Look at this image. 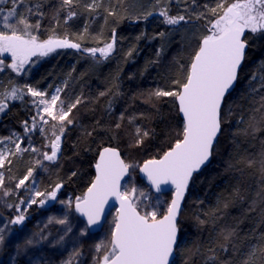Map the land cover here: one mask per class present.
<instances>
[{
    "label": "trees",
    "instance_id": "16d2710c",
    "mask_svg": "<svg viewBox=\"0 0 264 264\" xmlns=\"http://www.w3.org/2000/svg\"><path fill=\"white\" fill-rule=\"evenodd\" d=\"M91 2L74 0L70 10L77 15L65 23L69 7L62 0H18L15 22L22 16L33 26L39 21V29H32L40 41L68 38L81 48L58 49L42 57L25 78L9 72L0 75L2 84L13 80L6 93L12 88L22 93L16 100L6 96L7 107L0 118L12 122L23 134L24 123L31 128L34 117L27 87H43L49 80L66 78L62 100L69 105L79 98L80 103L70 114L78 127L68 130L57 161L43 163L39 173L43 192L61 184L72 198L83 197L100 149L116 148L125 163L126 155L137 157L142 165L161 157L182 138L175 97L152 96L149 100V96L156 89L180 90L173 81L184 82L191 58L207 35L206 28L217 18L209 9L220 0H99L101 6L95 12L86 8ZM232 2L235 0H225V6ZM37 3L41 4L42 16L35 8ZM12 8V0L0 4V10L8 12ZM107 10L115 15L109 16ZM164 10L186 19L167 25L160 15ZM243 38L247 41L244 61L234 91L224 98L221 131L210 163L193 176L185 196L171 264H244L254 247L253 264H264V173L259 163L264 153V32L246 33ZM113 42V52L105 60L85 51ZM102 92L105 95L101 96ZM129 117H135L132 124ZM253 124L258 130L253 131ZM136 126L149 133L139 146ZM37 130L25 135L34 142ZM8 160V181L28 174L31 153L14 154ZM249 161L254 162L252 166ZM30 209L28 215L38 211L36 205ZM69 221L85 228L72 210ZM229 230L234 235L226 243L224 234ZM15 231L12 228L11 232ZM225 244L227 251L221 247Z\"/></svg>",
    "mask_w": 264,
    "mask_h": 264
},
{
    "label": "snow or ice",
    "instance_id": "6c2138e0",
    "mask_svg": "<svg viewBox=\"0 0 264 264\" xmlns=\"http://www.w3.org/2000/svg\"><path fill=\"white\" fill-rule=\"evenodd\" d=\"M17 2L18 0H12V10L6 14H0V54L10 53L12 59L7 67L20 73L24 70V66L29 63L31 56L38 54L40 57H46L57 49L73 48L79 50L81 48L79 43H73L68 38L49 37L47 40L39 41L38 37L32 34L33 27L39 29V21L33 26L26 17L22 16L18 22H15ZM62 2L64 6L69 7L68 15L65 18V23H67V20L77 15L70 10L74 0H62ZM100 6L99 0H92L86 5V8L90 12H95ZM35 8L37 13L42 16L43 12L39 11L41 4L37 3ZM218 10L222 11V15L218 14ZM107 11L109 16L115 15L114 11ZM209 11L217 18L210 22V34L202 38L198 50L191 58L184 82L173 81V83H178L180 90L156 89L149 96V100L152 96L156 98L175 97L178 101L179 113L183 117V127L180 133L182 138H178L160 159L147 160L140 168V172L146 176L151 188L155 189L157 193L164 190L162 185L171 184L174 186L166 214L162 218H158L157 210L155 208L150 211L147 210L148 205L141 212L140 205L136 201L141 198L146 200L149 197L136 186H133L129 191L127 185H124V190L121 191L122 178L134 166L121 160L119 152L111 147H105L100 151L99 160L95 164L96 177L94 181L83 197H76L75 212L87 218V224L81 230V235H84L86 230L92 226L100 223L104 206L110 197H114L120 204L115 226L111 231L110 244L99 264H170V257L173 255L174 246L178 239V214L181 209V202L193 174L209 160L214 140L221 131L222 103L237 79L238 68L245 56L247 41L243 38L244 34L246 31L253 34L264 32V0H235L227 6H225V0H220L216 7L210 8ZM31 14L32 9H29V15ZM151 14L148 13L147 15ZM160 15L163 16L164 23L167 25H177L186 19L183 15L170 16L166 10L161 11ZM113 48L114 42L107 43L103 48H91L85 49V51L91 53L93 57L99 52L101 56L107 59ZM3 63L4 61L0 60V65ZM251 79L256 80V76L253 75ZM261 87H264V83L261 84ZM61 91L62 89L57 87L50 100H40V104L44 105L43 113L50 117L51 121L56 122L51 125V135L54 139H50L49 144L45 145V147H50L51 151L50 153L47 151L43 153V159L50 162L57 161L66 125L73 124L70 114L80 103L79 98H77L76 102L70 103L65 110L64 102L60 101V107L57 109ZM27 92L33 97L45 95L44 92L37 91L32 87H28ZM100 95L103 96L105 93L102 92ZM7 98L16 100L22 98V93L18 88H12L10 93H7ZM6 107V103L0 104V112H3ZM37 115L39 122H37L36 117H33L31 128L27 122L24 123L25 134L35 131L37 128L42 134L48 131L44 125H48L49 120L44 115H40L39 111ZM123 118L124 114L121 113V119ZM134 119L135 117H129V124H132ZM120 126L119 123L116 124L117 128ZM250 127L253 128V131L258 130L255 124ZM13 135L16 134L13 133ZM135 135L137 137L136 145L139 146L149 133L136 126ZM45 138L48 139L47 136ZM16 149L20 151L21 145L16 144ZM32 151L38 152L39 150L33 148ZM9 154L14 155V153ZM6 162L11 163L10 160H6L4 153L0 152V167H3ZM37 163L40 161L38 160ZM253 163V161L248 162L249 166H252ZM259 163L261 171L264 173V153H261ZM32 174L33 169L29 168L28 174L16 184V187L20 188L24 185ZM72 175H76V173H72ZM3 180L4 177L0 174V185L3 184ZM61 186V184H56L51 192L41 193L37 191L35 193L36 196L44 197V199L39 201L30 199L21 203L31 205L38 202L40 205H44L49 198L56 200L57 190ZM138 193L139 195H137ZM5 195L8 193L6 192ZM61 203L65 202L61 201ZM72 207V202L68 201L67 208L71 210ZM16 209L20 214L11 223L20 225L26 218L24 211L27 209L21 211L19 205L16 206ZM53 220L60 225H66L68 216L65 214L63 218H49L50 223ZM4 232L5 228H0V244L5 241ZM70 232H72V228L69 226L56 243H61ZM36 235L40 237L41 241L47 239L42 232ZM233 235V231H227L224 234L225 242L227 243ZM36 243L39 241L31 237L26 238L23 244L18 243L16 245V251L19 254L26 247ZM95 247L96 252L99 253L106 245L101 242ZM221 247L227 251L226 244ZM255 253L254 247L244 264H253L252 257L255 256Z\"/></svg>",
    "mask_w": 264,
    "mask_h": 264
},
{
    "label": "rangeland",
    "instance_id": "374dc122",
    "mask_svg": "<svg viewBox=\"0 0 264 264\" xmlns=\"http://www.w3.org/2000/svg\"><path fill=\"white\" fill-rule=\"evenodd\" d=\"M3 2L4 0H0V4H3ZM6 13L7 11L2 10L1 14ZM210 27L211 24L206 28L207 35L210 34ZM246 33L253 34L250 31H246L245 34ZM32 34L36 35L37 33L32 29ZM95 56H100L103 58V60H105V58L101 56L99 52H97ZM0 60L4 61V63L0 65V75L5 72H9L14 77L25 78V75H28V72L36 67V64L41 62L42 57L39 55L29 57V63L24 66V70H22L20 73L14 72L11 68L7 67V65L12 62L10 53L0 54ZM11 81L13 80L9 79L4 84H2L0 76V104H3L5 101L7 96L6 91ZM66 84L67 79L60 78L54 82L49 80L43 87H32L37 91L44 92L45 95L43 97H33L27 92L28 96L32 100L34 117H36L37 122H39V116L37 115L38 111L40 115H44L45 118L49 120V124L44 125L48 131L42 134L39 130H37V135L34 142L30 136H26L21 131L17 130L12 122L4 121L0 118V152L5 154L6 160L13 156L9 153H31V168L33 169L32 176L29 177L27 181H25L24 185H22L20 188H17L16 184L19 183L21 179L8 181V170L5 171L7 162L3 167H0V174H2L4 177L3 184L0 185V228H5V241L3 244H0V264H14V261H19V264H69V261L70 264H99V261L102 260L104 253L107 251V246L110 244L111 231L115 226L114 214L112 213L107 216L99 232L91 234L86 230L85 234L81 235V230L84 228H82V226L77 227L71 221H69V212L71 210L74 212V210L73 207L71 210L67 208L68 201H71L72 205L74 206L77 196L72 198V194L64 191L63 186L57 190V199L51 200L49 198L46 200L44 205H40L38 202L31 205L28 203H21L22 201H28L30 199H35L37 201L44 199V197L36 196L35 193L37 191L46 193L43 192L44 188H41L39 184V173L42 169L43 163L56 162H50L43 159V153L45 151L50 153L51 151L50 147H45V145L49 144L50 139H54V137L51 135V125L56 122L51 121V118L47 117L46 114L43 113L44 105L40 104V100H50L51 96L55 93L56 88H61L62 91L59 94L60 100L57 102V109H59L60 101H63L61 96L62 93H64L63 90L65 89ZM67 106L68 105L65 101V110ZM1 113L2 112H0V114ZM78 125L79 124H74V120L73 124L66 125L65 133L62 136L61 149L63 147L66 135L68 134V130L71 127H78ZM13 133L16 135H13ZM57 134L59 133L57 132ZM46 136L48 139L45 138ZM16 144L21 145L20 151H17ZM33 148H36L39 151L33 152ZM60 153L61 151L58 153V157L60 156ZM125 158L127 159L126 163L134 167L129 169L128 177L122 184L121 191L124 190V185H127L129 191L133 186H136L138 189L144 191L149 197V199L146 200L141 198L136 201L140 205V211L143 212L145 210V206L148 205L149 207L147 210L150 211L155 208L158 212V217L161 216L167 210L170 197L168 195H156L145 184H143V181L138 176V168L141 166L142 162L140 159L126 155ZM38 160L40 163H37ZM6 192L8 195H5ZM63 192H65V194H62ZM59 194H62V196ZM137 195H139V193ZM61 201H64L65 203L62 204ZM17 205L20 206L21 211L27 209L24 211L26 218L22 224L13 225L11 221L20 214L17 212ZM33 205H36L38 211L35 213V215H28L30 212H32L30 208ZM65 214L68 216V222L66 225H60L56 223L55 220H53L51 223L49 222L50 217L63 218ZM69 226L72 228V232L68 233L64 240L57 244L56 241L60 239V236L64 234V230ZM14 227L16 228L15 234L11 232L12 228ZM41 232L47 237V239L42 241L40 240V237L36 234ZM29 237L39 241V243L26 247L18 254L16 251V245L18 243L23 244L24 240ZM101 242H104L106 247L97 253L95 246Z\"/></svg>",
    "mask_w": 264,
    "mask_h": 264
},
{
    "label": "water",
    "instance_id": "95a60500",
    "mask_svg": "<svg viewBox=\"0 0 264 264\" xmlns=\"http://www.w3.org/2000/svg\"><path fill=\"white\" fill-rule=\"evenodd\" d=\"M62 49H73V48H62ZM246 49H247V47H246ZM57 50H58V49H57ZM74 50H77V49H74ZM197 50H198V49H197ZM245 52H246V50H245ZM37 55H38V54H37ZM243 60H244V59H243ZM242 63H243V61H242ZM242 63H241V65H242ZM241 65H240L239 68H238L237 75H238V72H239V70H240ZM236 80H237V79H236ZM236 80H235L233 86L230 88V90H229L228 93L226 94V96H227V95L233 90V88L235 87ZM226 96H225V97H226ZM175 101H176V105H177V108H178V114H179V117H180V119H181V121H182V123H183V117H182V114L179 113V105H178V101H177L176 99H175ZM223 101H224V100H223ZM222 105H223V103H222ZM219 134H220V132L218 133L217 138L214 140V145H215V143H216V141H217V139H218ZM214 145H213V146H214ZM106 147H108V146H106ZM104 148H105V147H104ZM111 148H112V147H111ZM115 149H116V148H115ZM102 150H103V148L99 150V152H98V154H97V157H96V160H95V163H94L93 166H92V170H93V178H92V181L90 182L88 188L91 186L92 182L94 181V179H95V177H96L95 164L98 162V160H99V154H100V151H102ZM116 150H117V151L119 152V154H120V151H119L118 149H116ZM161 157H162V156H161ZM161 157H159V158H157V159H160ZM120 159L123 160L122 157H121V154H120ZM210 160H211V156H210L209 160H208L204 165H202L201 168H200L198 171H196V172L193 174V176L196 175V174H198L200 171H202V169L205 168V167L210 163ZM123 161H124V160H123ZM144 163H145V162H144ZM144 163L138 168V176H139V178L143 181V183H144V184H145V185H146V186H147V187H148V188H149L154 194H156V195H168V196L170 197V200H169V203H170V201H171V199H172L173 192H174V186H172L171 184H168V185H162V188H163L164 190H163L162 192H160V193H157V192L155 191V189H152V188H151L149 182L147 181L146 176H145L143 173L140 172V168L144 165ZM128 174H129V172H128ZM128 174H127L124 178H122V180H121V185L124 183V181H125L126 178L128 177ZM193 176H192V178H193ZM192 178L190 179V181H189V185H188V187H187L186 190H185V196H186V194H187V191H188V188H189V186H190V183H191ZM88 188H87V189H88ZM87 189L85 190L84 194L87 192ZM83 196H84V195H83ZM185 196H184V198H183V200H182V202H181V209H180V212H179V214H178V220H179V216H180V213H181V210H182V207H183V203H184ZM74 204H75V203H74ZM119 208H120V204H119V202H118L114 197H110L109 200H108V203L105 204V206H104V212H103L102 215H101V221H100V223H99L98 225H94V226H92L90 229H88V232L91 233V234H94V233L99 232V231L101 230L103 224H104L105 219L107 218V216H108L109 214H112V213H113V214L115 215V220H116V217H117V215H118V209H119ZM73 210H74V206H73ZM74 212H75V210H74ZM75 214L79 217V219H80L85 225L87 224V218H86V217H83V216H81L79 213H76V212H75ZM164 214H166V211H165L160 217H158V218H162V216H163ZM177 241H178V239H177ZM175 246H176V245H175ZM175 246H174V252H173V255H172V257H170V264H171V262H172L173 259H174V255H175Z\"/></svg>",
    "mask_w": 264,
    "mask_h": 264
},
{
    "label": "bare ground",
    "instance_id": "6f19581e",
    "mask_svg": "<svg viewBox=\"0 0 264 264\" xmlns=\"http://www.w3.org/2000/svg\"><path fill=\"white\" fill-rule=\"evenodd\" d=\"M244 61V60H243ZM238 77V76H237ZM237 81V80H236ZM235 88V87H234ZM234 90H232V92H233ZM38 174V173H37ZM144 184V183H143ZM57 202V201H56ZM57 204V203H56ZM50 257V256H49ZM23 261V260H22Z\"/></svg>",
    "mask_w": 264,
    "mask_h": 264
}]
</instances>
